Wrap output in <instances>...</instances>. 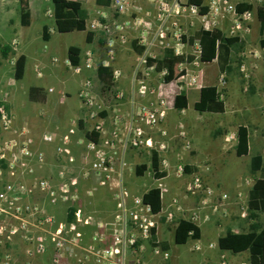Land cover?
I'll return each mask as SVG.
<instances>
[{
  "label": "rangeland",
  "instance_id": "rangeland-1",
  "mask_svg": "<svg viewBox=\"0 0 264 264\" xmlns=\"http://www.w3.org/2000/svg\"><path fill=\"white\" fill-rule=\"evenodd\" d=\"M78 1L81 2L82 7L89 15L87 22L94 18H100L103 13L109 23L130 21L133 17H142L146 22H149L152 28L157 24L154 4L146 3L145 0H131L130 7L125 14H118L110 7L108 9L95 7L94 0ZM165 1L172 5L174 0ZM178 1L186 3V0ZM249 2L254 11L252 21L249 23L251 26L256 21V7L264 6V0H249ZM167 8L169 7L167 6ZM48 10H53L52 3L40 0L42 15L39 18L33 17L27 27L20 25L18 13L12 15V23L17 28L19 46H16L15 49L14 46H11L12 54L16 57L22 51L27 57V63L23 78L15 82L12 78L10 82L13 85L5 87L4 90L9 93V107L14 119L18 124L30 127L34 135L40 136L43 133L54 131L65 133L80 119L81 127L79 126L76 134L72 136L74 140H77L83 138L87 132L82 121L85 112L78 98V93L86 78H92L93 90L96 93L97 102L101 104L102 108L111 110L112 107L119 106L124 112L128 110L136 85L133 75L136 72L138 60L136 54L130 50L129 43L136 38L137 32L134 29H129L128 43L121 45L117 42L109 53L103 32L96 31L94 42L88 45L85 43L84 33L75 30L72 20H67L70 23H61L66 20L47 17L45 12ZM10 12L13 13L14 10L12 9ZM176 21L185 31V35L193 34L199 28V22L195 19L177 18ZM191 21L193 25H191ZM231 23L232 16L229 15L220 27L228 37ZM43 25L52 29L48 42H45L41 37ZM256 27H251L253 34L256 33ZM249 33L233 48L232 70L223 74L225 80L223 85L220 84L222 74L218 71L216 61L200 62L198 52L192 46L187 47V52L194 56V61L180 66L184 76L177 83L179 88H182L189 96L192 90L203 85H216L220 91V98L224 102V113L201 114L192 108L189 110L168 108L164 122L149 133L152 148L159 150L160 144L165 146L164 155L167 166L164 169L166 178L162 182L167 187V193L164 196L163 208L167 210L166 212H172L174 217L172 225H166L159 220L157 239L159 242L167 243L172 264H212L211 261L214 259H217L218 264V258L222 254L218 255V237L224 235L236 220L235 213L239 218H247L246 202L244 203V200L242 201L239 197L233 200V193L239 190L237 185L240 186L242 183L236 178L238 174L248 178L249 183L252 182L254 177L250 175L248 166L250 157L255 154L256 150L251 147V140H249V154L243 157L235 155L236 127L239 124H246L256 140L264 138V50L259 46L260 38L256 36L250 40L248 39ZM12 35V31H8L5 36L0 35V43H5ZM19 35L23 36L24 41L20 42ZM70 46L78 47L82 51L90 48L94 54L92 70L84 69L77 74L64 67L63 61L67 57V49ZM162 55L159 53L158 58H161ZM53 59L56 62H53ZM82 59L81 56L80 60ZM105 63L109 64L108 66L112 70L119 69L121 72L120 79L110 89L102 86L95 76L94 68ZM242 64L243 66H241ZM9 75L13 77V67L10 68ZM151 76L150 85L153 88H158L160 81L155 80L156 74ZM32 86L37 87L47 96L45 103L29 100L28 92ZM1 90L3 91V88H0V101L3 98ZM117 92L123 94L120 99L116 97ZM62 94L66 99L64 103H59L58 97ZM39 149L45 155L48 163H51L55 158H61L62 163L67 165L65 178L68 177L69 170L74 169L75 163L79 162L77 159L74 164H68L67 160L66 162L64 160L66 157L57 155L55 147L49 143L40 141ZM80 150L75 146L73 155L79 156ZM127 163L129 167L125 182L129 187L141 190L143 185L147 189L155 186V177L149 167V152L139 151L136 157L129 156ZM140 164H146L147 169L143 175L137 176L134 169L136 165ZM178 165L182 166V171L176 174ZM186 167L189 168L187 172L185 171ZM46 169L45 173L43 172L44 175L49 174ZM73 169V175L77 176V171ZM52 170L50 174L55 175L57 169L52 168ZM196 180L198 181L196 182ZM201 182L203 190H209L211 194L206 196L203 190L196 191L197 187L194 184ZM224 193H228L230 199L220 203V196ZM104 196L103 191L95 192L93 198L87 200V203L91 205L89 210H85L84 213L92 217L91 226L77 229L82 235V239L79 241L75 238L74 232L66 234L67 241L63 243L65 257L60 261V264H74L75 256L82 252L81 248L91 246L93 250H96L100 246L89 239L92 236L91 230H96L93 222L102 218L103 212L106 211L103 207ZM31 198L40 205H44V200L39 194L31 196ZM81 198L78 202L79 205L84 204L83 196ZM172 198L177 200L174 206L175 210L169 208ZM59 206L60 209L48 207L47 212L54 215L57 221L65 222L64 206ZM214 206L217 208L213 209ZM242 213L244 217H240ZM3 219L1 218V220ZM179 219H189L197 224L201 230L200 239L190 240L184 245H176L173 236L176 222ZM8 229V226H4L0 231V264H52L53 260L57 258L54 247L56 242L48 241L45 254L39 257L27 251L29 241L24 239L23 231L10 235ZM38 234L40 233L36 230L33 236ZM210 243L214 244L215 248H209L208 244ZM232 257L235 256L231 255L228 264L236 263V258Z\"/></svg>",
  "mask_w": 264,
  "mask_h": 264
},
{
  "label": "built area",
  "instance_id": "built-area-1",
  "mask_svg": "<svg viewBox=\"0 0 264 264\" xmlns=\"http://www.w3.org/2000/svg\"><path fill=\"white\" fill-rule=\"evenodd\" d=\"M131 2L112 0L110 8L118 14H125ZM145 2L154 4L157 23L154 28L142 17L109 23L103 13L100 18H94L86 23L87 30L94 33L98 30L103 32L109 53L117 42L121 45L128 43L129 29L136 30L137 36L134 40L136 39V45L142 48V52L135 53L131 47L133 40L129 43L130 50L136 54L138 60L133 75L136 85L129 108L125 112L119 106L112 107L111 110L102 108L97 102L92 78L88 77L83 81L78 93L85 112L82 121L87 132L95 134V139L84 136L75 140L74 145L81 149L79 156L72 153L74 151L72 136L80 126V119L65 133L54 131L38 136L32 133L30 127L16 122L6 106L7 94L0 101V231L4 226L9 227L10 235L23 231L24 239L29 241L27 251L39 257L45 254L48 241L56 242L54 247L57 258L52 264H60L65 257L63 243L67 241L66 234L74 232L75 238L79 241L82 235L77 229L91 226L92 217L84 213L91 205L87 200L92 199L94 193L100 191L105 193L104 206H101L106 211L103 212L102 218L93 222L96 230H91L92 236L89 239L100 246L96 250L91 246L81 248L82 252L79 254L81 257L75 256L74 264H172L169 251L161 250L157 245L159 240L157 239L156 245L151 243L152 231L155 228L157 236L161 217H164V224H173L174 214L166 212L167 210L163 208L167 187L162 181L166 175L155 178V186H152L159 188L161 193L162 209L159 213H154L142 200V195L151 187L147 189L143 185L141 190H134L125 182L129 167L128 157H136L139 151L150 153L152 143L149 133L164 122L166 111L174 107V98L182 91L177 83L184 74L165 83L163 76L166 71L156 73L154 61L158 59L159 53L163 54L167 49L172 50L175 56L186 58L190 55L187 52L188 46L194 47L199 57L198 41L190 45L189 38L193 34L185 35V31L176 21L177 18L195 19L199 22V28L196 30L212 31L220 29L224 19L231 15L229 37H238L241 40L250 31L249 23L252 21L253 12L252 10H245L240 14L236 12L237 4L250 3L249 0H208L205 6L181 4L178 0H174L172 5L165 0ZM165 6L169 8L166 9ZM15 44L13 41L14 48ZM93 57V52L87 51L78 65L70 64L69 60H65V65L78 74L84 69H93ZM53 62L56 60L53 59ZM149 62H152L151 65H148ZM10 64L14 66L15 61L11 60ZM184 64L186 63H181L179 68ZM152 74H156L155 80L160 81L158 88L150 85ZM112 75L115 83L120 79L121 72L115 69ZM224 83L222 74L220 84ZM122 96V92H117V99ZM102 112H105V115H101ZM40 141L52 144L57 155L66 157L64 160L65 162L67 160L68 164H74L78 159L79 162L75 163L74 169L69 170L67 178H65L67 165L62 163L61 158H55L48 163L39 149ZM164 148V144H160L159 150L156 149L159 154L160 171H164L167 166ZM45 168L48 175H44ZM52 168L57 169L55 175L50 174ZM72 169L77 171V176L73 175ZM181 171L182 166L178 165L175 173L179 174ZM202 184V182L194 184L197 187L196 191L203 190ZM203 191L206 196L211 194L209 190ZM35 194L43 198L44 205L32 200L31 196ZM81 196L83 205L78 204ZM229 199L230 195L224 193L221 194L219 202ZM176 201L172 198L169 208L175 210ZM59 205L64 206L65 222L57 221L54 215L47 212L48 207L60 209ZM216 208L217 206L213 207ZM69 214L71 220L68 221ZM240 217H244V214H240ZM31 228L40 234L33 236L36 230ZM208 247L215 248V245L210 243ZM219 264H228L224 254L220 255Z\"/></svg>",
  "mask_w": 264,
  "mask_h": 264
},
{
  "label": "trees",
  "instance_id": "trees-1",
  "mask_svg": "<svg viewBox=\"0 0 264 264\" xmlns=\"http://www.w3.org/2000/svg\"><path fill=\"white\" fill-rule=\"evenodd\" d=\"M53 6V17L56 20H74V27L77 31L85 32V40L91 43L94 37V32L87 30L86 23L89 19L87 11L82 7L78 0H50ZM112 0H94L96 6L108 9ZM187 4L200 6L203 0H187ZM18 14L20 17V25L28 26L30 22V7L29 0H17ZM251 3H239L236 6L237 14L245 10H252ZM205 10V9H204ZM256 17L259 22V45L264 50V6L256 8ZM103 22L102 19H100ZM46 28L43 29V39L47 40ZM194 41L199 44V61L202 63H211L216 61L218 71L221 74H226L232 70V51L233 48L240 43L238 37H228L220 29L212 31L196 30L189 38L190 45ZM131 47L135 53L141 54L142 48L136 45V41L131 42ZM12 52L9 44L0 43V60L8 57ZM80 48L70 46L68 48L67 57L72 65H78L80 62ZM194 61V56L189 55L186 58L183 56H175L172 50L167 49L164 51L161 58L156 59L154 71L159 73L163 70L166 74L163 76L165 83H169L177 79L183 74L180 71L179 65L183 62L190 64ZM149 62L148 65H151ZM25 67V56L20 55L15 60L13 66L14 80L18 81L22 78ZM112 68L110 66L98 65L96 68V77L102 86L110 89L115 83L113 81ZM40 89L32 87L29 90V98L32 101H37L36 96L40 94ZM174 109L184 110L188 107L187 95L184 90L180 91L174 98ZM193 109L199 113H223L224 102L220 98V91L216 85H203L199 90V100L194 103ZM101 115H105L102 112ZM81 127V123L79 124ZM85 136L89 139H95V134L85 132ZM248 129L244 125H239L236 131V146L235 154L237 157L247 156L249 153L248 148ZM150 169L153 176L158 179L166 175L164 171L159 170V154L154 148L150 150ZM147 169L146 164L135 166V174L137 176L143 175ZM186 172L189 168L186 167ZM250 171L252 173L259 172L260 177L255 179L250 192L248 200V217L256 219L258 213H264V154L253 155L250 158ZM142 200L148 204L154 213H159L162 209V199L159 188L151 187L146 193L142 195ZM67 220H71L69 214ZM164 222V217L160 218ZM156 229L152 231L151 243L156 245L157 236ZM174 243L176 245H184L190 240H199L201 237V230L197 224L189 219H179L174 228ZM157 245L161 250H167L168 245L166 242H158ZM217 247L222 251H230L234 254L243 251L249 252V264H264V225H259L254 222L250 226V231L233 233L227 230L224 235L217 239Z\"/></svg>",
  "mask_w": 264,
  "mask_h": 264
},
{
  "label": "crops",
  "instance_id": "crops-1",
  "mask_svg": "<svg viewBox=\"0 0 264 264\" xmlns=\"http://www.w3.org/2000/svg\"><path fill=\"white\" fill-rule=\"evenodd\" d=\"M47 1H50V0H47ZM51 2V1H50ZM186 2H187V0H186ZM207 2H208V0H203V3L200 5V6H202V5H207ZM181 4H183L182 2H180ZM94 5H95V3H94ZM29 7H30V22H31V20H32V18L33 17H36V18H39V17H41V12H40V0H29ZM95 7H98V6H96L95 5ZM100 8V7H99ZM257 8V7H256ZM14 10V12L12 13V12H10V10ZM205 9V8H204ZM53 11H46L45 12V15H47V17H53V13H52ZM252 12H253V14H254V11H253V9H252ZM14 13H18V4H17V0H0V35H2V36H5L6 35V33L8 32V31H12L13 32V35H12V37L8 40V41H5V43H3V44H9L10 46H13L12 45V42L13 41H15L16 42V44H15V47L17 46V47H19L18 46V38H17V28H16V26H14L13 25V23H12V15L14 14ZM89 16V15H88ZM255 17H256V9H255ZM54 18V17H53ZM20 19V18H19ZM55 19V18H54ZM56 20V19H55ZM255 23L254 24H251V26H250V33H249V36H248V39H250V40H252V38H254V37H256V36H258L259 38H261L260 37V35H259V22H258V20H257V17L255 18ZM19 22H20V20H19ZM30 22H29V25H30ZM72 23H74V20H72L71 21ZM61 23H70V22H67V20L66 21H62ZM28 25V26H29ZM255 27V26H257L256 27V33L255 34H253V31L251 30V27ZM23 27H27V26H23ZM44 27L46 28V36L48 37V39L47 40H44L43 39V29H44ZM76 30V29H75ZM221 30V29H220ZM77 31V30H76ZM222 31V30H221ZM79 32H81V31H79ZM223 32V31H222ZM51 33H52V29H51V27H48V26H46V25H43L42 26V34H41V37H42V39L45 41V42H48L49 41V39H50V36H51ZM84 33V35H85V32H83ZM250 35L252 36L251 38H250ZM94 37H95V34H94ZM93 37V40H92V42L91 43H87L86 42V40H85V43L86 44H88V45H90V44H92L93 42H94V38ZM19 38H20V42H22V41H24L23 40V36H21V35H19ZM259 41H260V39H259ZM2 44V43H1ZM260 46V45H259ZM69 48V47H68ZM261 48V47H260ZM11 49H12V47H11ZM15 49V48H14ZM86 49V48H85ZM81 50V49H80ZM263 50V49H262ZM87 51H90L91 52V50H90V48L88 49H86L85 51L83 50H81V52H80V57L82 56V57H84V55H85V53L87 52ZM67 53H68V49H67ZM20 55H24L25 56V67H26V63H27V57H26V55L22 52V51H20V53L18 54V56H20ZM18 56H16L15 57V55H13L12 54V52L8 55V57H6V58H4V59H1L0 60V88H3V98H4V95L5 94H7V99H8V102L6 103V106H7V108L11 111V109H10V107H9V93L7 92V91H5L4 90V88L5 87H10V86H12L13 85V83H11L10 81L12 80V78H13V80H14V77H10V75H9V72H10V68L11 67H13L11 64H10V61L11 60H16L17 58H18ZM65 60H68V57H66V59ZM65 60L63 61V64H64V67L65 68H67V69H69L66 65H65ZM25 67H24V72H25ZM13 72H14V70H13ZM23 75H24V73H23ZM22 78H23V76H22ZM21 78V79H22ZM20 79V80H21ZM16 80H14V82H15ZM19 81V80H18ZM32 87H34V86H32ZM32 87H30V88H32ZM30 88H29V90H30ZM37 88V87H36ZM199 90H200V88H198V89H195V90H192L191 92H190V94H189V96H187V101H188V107H187V109L189 110L190 108H192L193 109V105H194V103L195 102H197L198 100H199ZM28 96H29V92H28ZM2 98V99H3ZM1 99V100H2ZM65 95L64 94H62V95H60L59 97H58V100L60 101L59 103H64V101H65ZM29 100H30V98H29ZM35 100H37V101H34V102H39V103H45L46 102V100H47V96L45 95V94H43L42 93V91L40 92V94L38 95V96H36V99ZM30 101H32V100H30ZM191 102V103H190ZM187 109H184V110H187ZM194 110V109H193ZM224 111H225V106H224ZM199 113V112H198ZM224 113V112H223ZM201 114H206V113H201ZM215 114V113H214ZM219 114V113H218ZM239 125H244V126H246L247 127V129H248V139L249 140H251V147H253L256 151H255V154L254 155H257V154H259V155H263L264 154V138L263 139H255L254 137H253V134L250 132V130H249V127L246 125V124H239ZM239 125H237V127L239 126ZM237 127H236V131H237ZM236 131H235V133H236ZM59 133H61L62 134V132H59ZM226 134V133H225ZM224 134V135H225ZM223 135V136H224ZM73 140H74V138H73ZM236 140V139H235ZM249 140H248V148H249ZM73 142V144H72V147H73V149H74V147H75V145H74V142H75V140L74 141H72ZM235 146H236V143H235ZM249 154V153H248ZM236 155V154H235ZM251 156H253V155H251ZM251 158V157H250ZM249 172H250V175H252V177H254V178H252V182L250 181V183H249V180H248V178H244L243 177V175H241V174H238V176L236 177L237 179H239L242 183L240 184V186L239 185H237V188H239V190H237V191H235V193H233V196H234V199L233 200H235L237 197H239L240 199H242V201L245 203L246 202V209H247V206H248V200H249V192H250V189H251V187H252V185H253V183H254V181H255V179H257V178H259L260 177V173L259 172H256V173H252L251 171H250V160H249ZM255 175H257L256 177H255ZM240 183V182H239ZM232 195V194H231ZM236 196V197H235ZM232 200V201H233ZM238 214H236L235 213V216L237 217L236 218V220H234V222L231 224V226H229L230 228H228L227 230H231L233 233H239V232H248V231H250V226L254 223V222H256V223H258L259 225H264V213H258L257 214V217H256V219L254 220V219H251L250 217H248V211H247V218H239L238 216H237ZM225 234V233H224ZM220 237V236H219ZM218 237V238H219ZM219 253L221 254H224L227 258H228V261H229V259L231 258V255H233V256H235V257H232V258H236V263L235 264H249V252L248 251H243V252H241V253H237V254H234V253H232V252H230V251H222V250H220L219 248H218V255H219ZM240 255V256H239ZM219 259V258H218ZM219 261V260H218ZM211 263L212 264H217V259H214V260H212L211 261ZM218 264H219V262H218Z\"/></svg>",
  "mask_w": 264,
  "mask_h": 264
}]
</instances>
